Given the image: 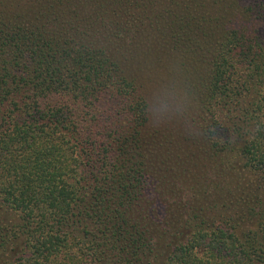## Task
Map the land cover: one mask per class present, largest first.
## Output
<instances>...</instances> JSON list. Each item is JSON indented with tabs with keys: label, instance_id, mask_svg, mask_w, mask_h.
Segmentation results:
<instances>
[{
	"label": "trees",
	"instance_id": "trees-1",
	"mask_svg": "<svg viewBox=\"0 0 264 264\" xmlns=\"http://www.w3.org/2000/svg\"><path fill=\"white\" fill-rule=\"evenodd\" d=\"M0 264H264V0H0Z\"/></svg>",
	"mask_w": 264,
	"mask_h": 264
},
{
	"label": "clouds",
	"instance_id": "clouds-1",
	"mask_svg": "<svg viewBox=\"0 0 264 264\" xmlns=\"http://www.w3.org/2000/svg\"><path fill=\"white\" fill-rule=\"evenodd\" d=\"M188 102L183 97L175 95L167 100H157L151 105L150 117L154 127H158L170 119L169 114L183 115L188 108Z\"/></svg>",
	"mask_w": 264,
	"mask_h": 264
}]
</instances>
